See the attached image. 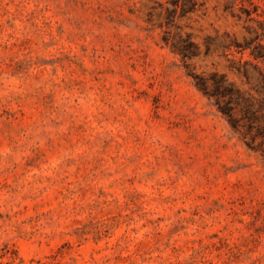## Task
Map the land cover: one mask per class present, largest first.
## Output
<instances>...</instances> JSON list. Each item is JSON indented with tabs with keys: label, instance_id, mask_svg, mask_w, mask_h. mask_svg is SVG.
I'll return each instance as SVG.
<instances>
[{
	"label": "rangeland",
	"instance_id": "obj_1",
	"mask_svg": "<svg viewBox=\"0 0 264 264\" xmlns=\"http://www.w3.org/2000/svg\"><path fill=\"white\" fill-rule=\"evenodd\" d=\"M0 264H264V0H0Z\"/></svg>",
	"mask_w": 264,
	"mask_h": 264
},
{
	"label": "trees",
	"instance_id": "obj_2",
	"mask_svg": "<svg viewBox=\"0 0 264 264\" xmlns=\"http://www.w3.org/2000/svg\"><path fill=\"white\" fill-rule=\"evenodd\" d=\"M194 85L205 96L215 98V105L217 106L218 110L222 113V115H224L227 118V121L229 122L231 127L235 130L236 125H235V120L232 117L231 109H229V107L226 104L220 105L218 102L217 98L219 95H221L220 93L221 88L219 87V85H215V87L212 90L209 89L206 82L202 80L196 81Z\"/></svg>",
	"mask_w": 264,
	"mask_h": 264
}]
</instances>
